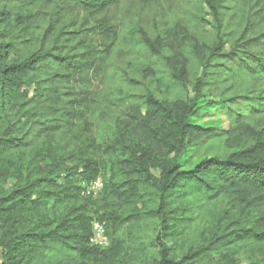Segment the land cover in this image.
<instances>
[{"label":"trees","instance_id":"trees-1","mask_svg":"<svg viewBox=\"0 0 264 264\" xmlns=\"http://www.w3.org/2000/svg\"><path fill=\"white\" fill-rule=\"evenodd\" d=\"M121 1L0 0V264H264V0L136 25L126 67L98 18ZM202 97L227 129L192 122Z\"/></svg>","mask_w":264,"mask_h":264},{"label":"rangeland","instance_id":"rangeland-1","mask_svg":"<svg viewBox=\"0 0 264 264\" xmlns=\"http://www.w3.org/2000/svg\"><path fill=\"white\" fill-rule=\"evenodd\" d=\"M196 2L197 0H122L118 5L113 6L108 12L98 17L112 22L116 31L124 35V40L129 42L122 47L119 55L115 56H118V66L124 65L126 67V62L129 60L138 63L142 61V57L132 51V43L137 42L136 37H138L135 34L136 25L153 38L158 34L164 35V29L176 22L182 23L184 27L189 26L191 12L195 11L193 5ZM260 29H264V14ZM112 58L114 59L113 56ZM141 92L142 90L138 89V93ZM207 100V97H202L199 104L200 110L192 122L204 128L227 129L230 121L226 109H223L222 106L211 108L207 105ZM220 154L222 155V152L219 151L218 145L211 142L202 144L198 148L189 149L186 157L197 162L202 157Z\"/></svg>","mask_w":264,"mask_h":264},{"label":"built area","instance_id":"built-area-1","mask_svg":"<svg viewBox=\"0 0 264 264\" xmlns=\"http://www.w3.org/2000/svg\"><path fill=\"white\" fill-rule=\"evenodd\" d=\"M104 189V181L102 177L97 178L92 184L86 189V196L96 199L99 197ZM90 245L105 249L110 246V238L106 231L105 223L94 222L92 228V236L89 241Z\"/></svg>","mask_w":264,"mask_h":264}]
</instances>
